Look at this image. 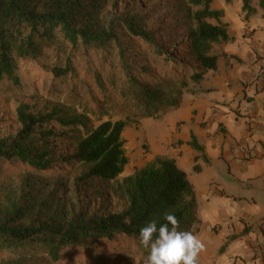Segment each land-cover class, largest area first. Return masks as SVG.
Wrapping results in <instances>:
<instances>
[{"label":"trees","instance_id":"obj_1","mask_svg":"<svg viewBox=\"0 0 264 264\" xmlns=\"http://www.w3.org/2000/svg\"><path fill=\"white\" fill-rule=\"evenodd\" d=\"M190 1L200 8L190 11L186 38L181 34L184 57L192 64L182 69L181 47L166 49L164 39L135 16L125 18L123 37L113 27L103 29L95 18L102 0H0V82L20 86L19 61L45 55L47 45L55 46L53 53L58 54L51 65L55 87L74 81L66 99L71 106L56 105L46 114L31 112L27 103L18 106L21 129L0 139V159L46 170L57 161L54 146L66 143L72 153L65 160L82 163L88 177L117 179L129 162L123 136L128 121L160 117L178 108L190 83L200 84L208 70L218 68L213 44L232 40L220 20L224 11L211 8L213 0ZM242 1L247 19L256 9L251 0ZM260 5L264 9V0ZM131 37L139 40L140 50ZM68 46L71 50L62 57ZM80 48L88 56L84 76L74 59ZM91 83L94 91L88 87ZM93 116L100 120L96 125ZM52 121L62 129L41 126ZM190 144L203 149L195 136ZM194 169L201 168L196 164ZM121 188L128 200L126 209L108 215L81 212L67 224L30 219L16 207L0 218V242L14 250L41 244L58 260L63 248L88 240L122 235L140 243V228L151 220L159 227L169 212L178 218L179 230L200 232L196 191L175 159L156 157L124 177Z\"/></svg>","mask_w":264,"mask_h":264},{"label":"rangeland","instance_id":"obj_2","mask_svg":"<svg viewBox=\"0 0 264 264\" xmlns=\"http://www.w3.org/2000/svg\"><path fill=\"white\" fill-rule=\"evenodd\" d=\"M199 8L190 0H102L96 8L95 18L103 29L113 27L123 37L126 35L125 18L135 16L146 28L154 29L158 38L164 39L166 49L175 45L181 47L180 68L187 69L192 64L184 57L181 34L184 33L183 38H186L188 27L192 23L190 11L194 12ZM130 40L135 41L136 50H140L139 40L133 37ZM55 48L47 45L43 49L45 55L19 61L22 80L20 86L7 81L0 82V139L15 136L21 129L17 113L21 103L29 104L30 111L37 114L49 113L56 105H72L71 100L66 99L74 81L70 80L57 87L54 85L51 65L58 58V54L53 53ZM70 50L71 46H68L62 57ZM97 53L95 51L93 54ZM74 54L75 63L84 76L88 56L82 48L74 51ZM88 87L93 91L96 89L93 83ZM158 118L160 117L128 121L123 136L129 162L123 174L115 180L88 177L87 169L82 163L65 160L72 153L71 147L66 143L54 146L57 161L46 170L19 163L15 159H0V218L16 207L23 208L30 219L43 217L50 221L60 220L65 224L81 212L108 215L123 211L128 207V200L121 184L124 177L133 174L140 165L147 162L151 153L148 131L158 128ZM104 119L107 117H103ZM92 120L94 125L100 121L95 116ZM41 126L57 131L62 129L55 121ZM188 177L196 186L195 174L191 172ZM198 197V206H204L205 201L200 194ZM199 216L204 222L208 219L203 210ZM202 225L200 220V230ZM220 231L216 225L211 229L203 225L201 233L195 234L206 246L199 256V264L214 263V251L222 252L221 248L215 250V240L210 239L217 237ZM199 233L204 235L199 236ZM148 255V251L140 243L122 235L112 240L99 238L67 246L62 249L58 260H54L41 244L14 250L0 242V264H144Z\"/></svg>","mask_w":264,"mask_h":264},{"label":"crops","instance_id":"obj_3","mask_svg":"<svg viewBox=\"0 0 264 264\" xmlns=\"http://www.w3.org/2000/svg\"><path fill=\"white\" fill-rule=\"evenodd\" d=\"M251 5L256 13L246 19L242 0L212 1V9L224 11L220 20L232 40L213 44L218 68L208 70L200 84L191 82L179 107L161 115L158 128L148 131L151 153L139 167L164 157L175 159L188 175L195 174L197 185L189 180L196 191L198 218L205 228L216 225L221 230L210 237L215 250H222L214 251L212 264H258L253 248L262 240L264 9L260 0H251ZM193 136L203 149L190 144ZM199 194L204 206H198ZM202 210L206 222L199 216Z\"/></svg>","mask_w":264,"mask_h":264},{"label":"clouds","instance_id":"obj_4","mask_svg":"<svg viewBox=\"0 0 264 264\" xmlns=\"http://www.w3.org/2000/svg\"><path fill=\"white\" fill-rule=\"evenodd\" d=\"M165 223L151 220L139 230V242L149 255L144 264H199L204 242L191 231H181L178 218L164 214Z\"/></svg>","mask_w":264,"mask_h":264},{"label":"built area","instance_id":"obj_5","mask_svg":"<svg viewBox=\"0 0 264 264\" xmlns=\"http://www.w3.org/2000/svg\"><path fill=\"white\" fill-rule=\"evenodd\" d=\"M260 235L262 240H258L253 248V258L258 264H264V224L261 225Z\"/></svg>","mask_w":264,"mask_h":264},{"label":"bare ground","instance_id":"obj_6","mask_svg":"<svg viewBox=\"0 0 264 264\" xmlns=\"http://www.w3.org/2000/svg\"><path fill=\"white\" fill-rule=\"evenodd\" d=\"M128 168V167H127Z\"/></svg>","mask_w":264,"mask_h":264}]
</instances>
